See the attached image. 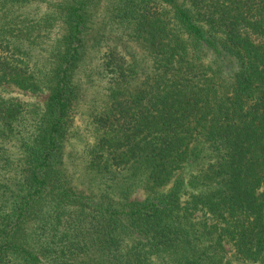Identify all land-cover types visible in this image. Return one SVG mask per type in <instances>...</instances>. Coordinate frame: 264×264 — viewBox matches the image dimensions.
Returning <instances> with one entry per match:
<instances>
[{
  "label": "trees",
  "instance_id": "1",
  "mask_svg": "<svg viewBox=\"0 0 264 264\" xmlns=\"http://www.w3.org/2000/svg\"><path fill=\"white\" fill-rule=\"evenodd\" d=\"M102 43L94 195L62 148ZM9 84L47 96L0 94V264H264V0H0Z\"/></svg>",
  "mask_w": 264,
  "mask_h": 264
},
{
  "label": "rangeland",
  "instance_id": "2",
  "mask_svg": "<svg viewBox=\"0 0 264 264\" xmlns=\"http://www.w3.org/2000/svg\"><path fill=\"white\" fill-rule=\"evenodd\" d=\"M45 1L34 2L28 6V10L34 14H42L45 10ZM104 18V8L96 12L95 20L97 22ZM54 32L48 35L52 37ZM118 31L108 33L109 43L118 45L122 48V42L118 39ZM105 43V42H104ZM104 43L100 47L101 51L89 46L83 61L79 64L74 73V80L81 85L80 95L75 101L72 113L71 123L67 132V138L63 142L62 166L70 178L71 184L76 188L83 190L85 193L96 195V180L94 173L87 167V150L94 143L96 130L93 123V116L104 103L106 95V76L100 71V52L104 48ZM124 44V43H123ZM90 45V44H89ZM135 52L138 57H142V51L133 42L127 41V49ZM42 53H45L41 49ZM0 94L5 97H15L22 101L34 102L42 105L47 93H32L22 90L12 84L0 86ZM169 184L162 188L165 190ZM94 187V188H92ZM145 190L141 188L135 189L131 193V198L142 199L146 196ZM93 198H96L94 196ZM227 248L230 246L227 244Z\"/></svg>",
  "mask_w": 264,
  "mask_h": 264
}]
</instances>
